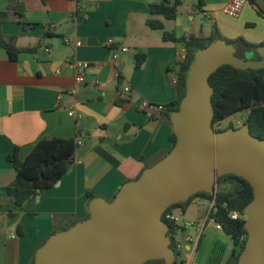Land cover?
<instances>
[{"label": "crops", "instance_id": "0c3cea01", "mask_svg": "<svg viewBox=\"0 0 264 264\" xmlns=\"http://www.w3.org/2000/svg\"><path fill=\"white\" fill-rule=\"evenodd\" d=\"M165 1L17 0L16 10L0 0V11L10 12L9 20L0 23V34L14 38L18 48L36 49L19 53L14 61L0 47V201L16 178L9 155L18 152L24 160L44 138L82 142L67 174L33 202L22 209L0 202V264H33L50 236L89 217V193L112 201L124 184L169 152L173 130L165 114L151 116L138 104L176 101L173 77L187 37L207 39L218 31L225 41L243 38L264 45V16L249 1L238 18L225 14L227 0H181L175 20L152 15L150 6ZM149 19L163 21L164 29H151ZM164 32L176 41H165ZM111 38L129 53L113 59L107 44ZM137 56H145L141 67ZM78 62L89 64L82 84L77 82ZM124 86L132 94L121 100L117 93ZM213 207V202L196 198L184 213L174 211L197 225L187 230L195 242L185 243L184 264L231 263L234 243L209 218Z\"/></svg>", "mask_w": 264, "mask_h": 264}, {"label": "water", "instance_id": "95a60500", "mask_svg": "<svg viewBox=\"0 0 264 264\" xmlns=\"http://www.w3.org/2000/svg\"><path fill=\"white\" fill-rule=\"evenodd\" d=\"M256 2L264 11V0ZM257 52L261 60L243 61L225 40L197 52L185 96L171 116L173 149L140 178L124 184L112 201L93 199L89 218L50 236L37 250L34 264H174L164 213L200 192L215 194L218 178L225 175L241 177L254 189L245 210L248 238L237 264H264V140L253 136L248 124L215 131L209 83L225 65L263 69L264 45Z\"/></svg>", "mask_w": 264, "mask_h": 264}, {"label": "trees", "instance_id": "16d2710c", "mask_svg": "<svg viewBox=\"0 0 264 264\" xmlns=\"http://www.w3.org/2000/svg\"><path fill=\"white\" fill-rule=\"evenodd\" d=\"M6 1L11 3V9L12 7L16 10L20 8L17 0ZM248 1L256 7L260 15L264 16V11L258 6L256 0ZM180 5L181 0H176L174 3L166 0L161 4H152L150 10L152 15L163 16L167 20H175L178 17ZM16 15L23 17L22 12L18 13L17 11ZM9 18L10 12L0 11V23L7 22ZM147 25L153 30L164 29L163 21L157 19H149ZM164 40L176 41L173 35L168 32H164ZM219 40L224 39L218 31H214L207 39L191 38L190 42L186 43L188 56L178 69L179 78L176 84L178 96L175 102L166 106L163 113L171 126V116L179 110L180 103L185 96L188 71L196 53ZM226 42L237 48L236 57L243 61L261 60L257 52L258 48L261 46L250 44L243 38ZM0 47L6 49L11 59L14 61L17 60L19 53L36 50L18 48L14 38L8 40L2 34H0ZM144 60L145 56H137L136 66L141 67ZM209 83L213 88L212 103L215 113L213 126L217 122H222L236 114L249 111L243 125L248 124L251 134L264 140V68L259 70H239L233 66L225 65L210 76ZM231 128L237 129L235 126L231 125L217 132ZM170 141L171 148L169 152L176 143V136L173 132L170 136ZM76 149L77 144L73 138L54 137L40 140L24 160L20 159L18 152L9 155L8 160L14 166L16 178L7 187L6 200L0 202L12 203L20 209L24 208L26 203L33 202L41 191L52 188L67 174L73 163V156ZM166 155H164V157H166ZM227 184H231L233 188L228 191L220 189V187ZM95 198L98 197L89 193L90 202ZM196 198H204L214 203L209 217L222 224L224 232L233 240L234 251L230 264H237L239 256L246 244L248 234L245 229L246 220H232L230 215L232 211L244 212L246 210L254 199L253 187L247 180L241 177L225 175L218 178L217 192L215 194L200 192L190 197L187 202L178 203L168 208L163 215V220L170 226L169 237L171 238L172 249L174 248L173 234L177 233L179 226L176 222L168 218V215L173 214L176 209L184 213L191 202ZM9 216L14 217L15 214L10 212ZM75 224L76 222L73 223L72 226ZM69 228L70 227H67L64 230ZM18 233L20 236L24 235L21 225L18 227ZM242 237H245V239L242 240ZM34 262L35 257L33 259V264ZM146 264H165V262L156 260L149 261ZM174 264H184V261L176 258Z\"/></svg>", "mask_w": 264, "mask_h": 264}, {"label": "built area", "instance_id": "2783aa9c", "mask_svg": "<svg viewBox=\"0 0 264 264\" xmlns=\"http://www.w3.org/2000/svg\"><path fill=\"white\" fill-rule=\"evenodd\" d=\"M78 2H81L82 0H77ZM248 3V0H227V3L224 7V12L226 15L232 17V18H238L242 11L244 6ZM202 15L204 16L205 19H209L210 18V13L209 12H202ZM191 21L193 20L192 18L190 19ZM191 38L187 37L185 39L184 42V47L182 49V63L185 62L187 56H188V49H187V45L186 43L190 42ZM64 42L66 44L70 43L69 38H65ZM108 46L111 48L112 51V55H113V59H118L119 55L122 53H129L130 49L128 47L125 46H116L115 44V40L114 39H109L107 42ZM45 52L48 54H51L53 52L52 48H46ZM76 69L78 70V75H77V82L78 83H84L85 82V72L86 70L89 68V64L85 63V62H78L75 64ZM178 71L177 73H175L174 77H173V83L176 85L178 83ZM118 97L119 99H125L127 98V96H129L130 94H132V88L130 86H124L120 91H118ZM138 109L141 112H144L146 114H149L151 116L156 115V114H163L166 106L162 105V104H158L155 102H151V101H147V100H143L140 101L138 104ZM242 114V116H245V118L248 116L249 111H245ZM70 116H74L73 111L71 110V112L69 113ZM223 123L222 122H217L214 125V129L215 131H219L224 129L223 128ZM239 123V122H237ZM77 146L81 145L82 142H76ZM232 220H239V219H244L247 220V214L246 212H238V211H232L231 215H230ZM168 218H170L172 221L176 222V224L179 226V229L177 231L176 234H173V241H174V252H175V256L176 258H179L180 260H182V256L181 253L184 249V245L185 243H194L195 239L194 237L187 231L190 228H194L196 227V223L195 222H191V221H182L178 216H176L174 213L173 214H169ZM210 218V217H209ZM211 221L214 222L216 228L220 231H224L222 224L216 222L214 219L210 218ZM245 237H242V240H244ZM247 240V238H246Z\"/></svg>", "mask_w": 264, "mask_h": 264}, {"label": "rangeland", "instance_id": "374dc122", "mask_svg": "<svg viewBox=\"0 0 264 264\" xmlns=\"http://www.w3.org/2000/svg\"><path fill=\"white\" fill-rule=\"evenodd\" d=\"M228 16V15H227ZM230 17V16H229ZM232 18V17H231ZM245 120V116H242V114L238 115V116H235L233 117V119H228L226 120L224 123H223V128H227L229 126H235L236 128H240L242 125H243V122ZM239 122V123H237ZM233 188V186L231 184H227V185H224V187H220V189H223V190H231ZM176 212L178 214L179 213V209H176Z\"/></svg>", "mask_w": 264, "mask_h": 264}]
</instances>
